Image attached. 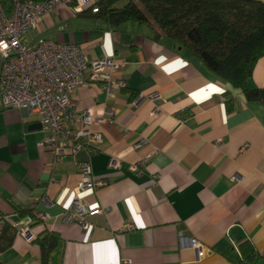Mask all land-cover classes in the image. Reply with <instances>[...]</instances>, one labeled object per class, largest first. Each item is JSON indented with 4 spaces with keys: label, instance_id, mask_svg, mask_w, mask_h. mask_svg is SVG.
I'll return each instance as SVG.
<instances>
[{
    "label": "crops",
    "instance_id": "1",
    "mask_svg": "<svg viewBox=\"0 0 264 264\" xmlns=\"http://www.w3.org/2000/svg\"><path fill=\"white\" fill-rule=\"evenodd\" d=\"M40 37L78 44L91 60L124 59L111 78L128 82L113 95L102 82L76 91L78 108L102 114L95 126L102 140L59 163L44 145L40 115L0 104V215L27 223L35 239L59 235L48 264H241L244 243L264 264V104L146 23L112 27L62 6L41 16L26 41ZM1 69L0 58V77ZM252 78L264 87V56ZM88 159L106 180L81 193L89 207L104 209L89 217L91 233L63 220ZM181 235L201 243L203 255ZM41 254L16 233L0 264H42Z\"/></svg>",
    "mask_w": 264,
    "mask_h": 264
},
{
    "label": "built area",
    "instance_id": "2",
    "mask_svg": "<svg viewBox=\"0 0 264 264\" xmlns=\"http://www.w3.org/2000/svg\"><path fill=\"white\" fill-rule=\"evenodd\" d=\"M13 3V11L8 15L0 0V104L4 108H21L40 115L46 132L44 145L55 163L81 149L95 150L102 140L95 126L104 118L93 108H78L72 96L88 82H102L110 95L114 87H127L126 79L113 81L111 78L112 73L125 68L126 61L115 55L91 60L78 44L59 43L45 37L28 43L26 37L38 28L40 17L49 11L69 6L75 11L92 9L97 12L96 0H13ZM159 96L156 92L150 94L152 98ZM110 163L117 165V160L113 157ZM80 177L63 220L76 222L85 233H91L95 225L89 217L104 209L89 207L81 193L103 186L106 180L95 177L90 159L81 164ZM31 207L34 208L35 203ZM40 217L46 219L47 215L40 214ZM6 224L12 225L24 239L35 240L27 223L0 215V228ZM180 237L182 244L191 245L203 255L201 243L193 238L187 241L183 235Z\"/></svg>",
    "mask_w": 264,
    "mask_h": 264
},
{
    "label": "trees",
    "instance_id": "3",
    "mask_svg": "<svg viewBox=\"0 0 264 264\" xmlns=\"http://www.w3.org/2000/svg\"><path fill=\"white\" fill-rule=\"evenodd\" d=\"M1 1L10 15L13 0ZM95 6L97 12L84 11L112 27L127 22L151 25L157 37L164 35L187 46L210 72L240 88L248 101L264 104V87L254 84L252 78L258 59L264 56V1L96 0ZM15 235L12 225L3 227L0 251L11 246ZM59 239L54 232L35 239L41 248L42 264H48ZM241 247V264H256L260 255L254 247L250 243Z\"/></svg>",
    "mask_w": 264,
    "mask_h": 264
},
{
    "label": "rangeland",
    "instance_id": "4",
    "mask_svg": "<svg viewBox=\"0 0 264 264\" xmlns=\"http://www.w3.org/2000/svg\"><path fill=\"white\" fill-rule=\"evenodd\" d=\"M124 5V3H121V5L120 6H123Z\"/></svg>",
    "mask_w": 264,
    "mask_h": 264
}]
</instances>
